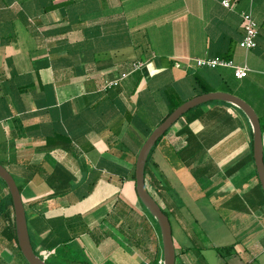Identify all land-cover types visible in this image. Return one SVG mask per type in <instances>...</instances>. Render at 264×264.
<instances>
[{
  "label": "crops",
  "instance_id": "1",
  "mask_svg": "<svg viewBox=\"0 0 264 264\" xmlns=\"http://www.w3.org/2000/svg\"><path fill=\"white\" fill-rule=\"evenodd\" d=\"M221 2L0 0V164L46 263L75 252L91 264H161L158 227L134 189L147 136L176 104L207 92L231 93L264 118V0ZM243 13L257 26L248 51L239 45ZM207 58L246 66L247 75L197 66ZM163 140L181 167L156 147L146 180L177 225L175 264H264V198L244 114L207 102ZM4 188L0 180V197ZM184 194L205 205L204 216L217 211L218 242L209 217L194 216L193 225L182 218L193 210Z\"/></svg>",
  "mask_w": 264,
  "mask_h": 264
},
{
  "label": "water",
  "instance_id": "2",
  "mask_svg": "<svg viewBox=\"0 0 264 264\" xmlns=\"http://www.w3.org/2000/svg\"><path fill=\"white\" fill-rule=\"evenodd\" d=\"M220 101L238 108L247 121L251 130V153L256 177L264 195V161H263V133L259 118L253 108L241 98L228 92H207L192 97L176 106L147 136L138 151L134 164V189L139 203L155 220L159 230L161 244V264H175V248L173 244L171 225L168 216L149 194L144 182V167L147 157L156 142L181 118L188 110L201 104ZM0 180L3 182L10 200L16 244L19 252L27 264H47L38 256L30 242L24 206L20 191L12 175L0 164Z\"/></svg>",
  "mask_w": 264,
  "mask_h": 264
},
{
  "label": "rangeland",
  "instance_id": "3",
  "mask_svg": "<svg viewBox=\"0 0 264 264\" xmlns=\"http://www.w3.org/2000/svg\"><path fill=\"white\" fill-rule=\"evenodd\" d=\"M262 119H264L263 117H261ZM178 185H176V188H177ZM180 189V188H179ZM5 190V188H4ZM6 192V191H5ZM256 193L258 195H260L261 198H264L262 193H260V191L258 190V192L256 191ZM184 199L183 201V204H185L186 207H189V209H193L191 210V214L189 215V211H186L184 213V215L182 216L183 219H186L191 225H193L192 221H193V217L195 216L196 219H198V217L200 218L199 220H201V222L203 221V217H205V222H208V218H210V221L208 223V227L210 228V233L211 235L210 236V240H212L213 242H218L219 241V231L221 230L220 228H218L219 226V223H216L215 221L216 220H213V219H216L214 218L215 216H217V211H215L214 209L208 207L207 208V214L208 216H204L203 214V207L205 206L204 204L201 205L200 201L199 202H193V201H187L189 200V198L184 194L183 197ZM250 202H254V200L252 198H247ZM169 200V199H167ZM203 203H205L203 201ZM165 209V208H163ZM168 212V211H167ZM169 215V220L171 222V226H172V231H173V237L176 238L177 235H178V229H177V225L172 217L171 214H168ZM200 222V223H201ZM214 222V223H213ZM204 223V221H203ZM213 226L215 228H213ZM0 230H1V227H0ZM223 241H227L228 238L226 236V233L223 234V237H222ZM2 239H1V236H0V257H4V258H7V264H18V262L20 261L21 264H27L25 262V260L19 255H17V253H13L11 252L8 247L5 246V243L3 244L2 243ZM83 252V251H82ZM8 254V255H5ZM75 253V252H74ZM70 253L71 255H67V256H62V255H55V257H50V259H47V264H91L89 262H86L85 260L82 259V256L80 253ZM85 253V252H84ZM74 254V255H73ZM69 257V258H67ZM18 258V260H17ZM18 261V262H17ZM100 262V261H99ZM100 264H112L111 260L109 259L108 261L106 262H100Z\"/></svg>",
  "mask_w": 264,
  "mask_h": 264
},
{
  "label": "trees",
  "instance_id": "4",
  "mask_svg": "<svg viewBox=\"0 0 264 264\" xmlns=\"http://www.w3.org/2000/svg\"><path fill=\"white\" fill-rule=\"evenodd\" d=\"M178 104H176L174 107H176ZM259 122H260L261 131L263 133V161H264V119L259 117ZM163 137H164V135L156 142L155 146L151 149V151L147 157L146 163H145L144 182H145L147 189L149 188L148 182L146 180L147 173H148V164L150 162L151 154L156 147L159 148L161 146V151H162L165 159L168 161V163L171 165V167H173V169H178L181 167V165L178 164V162H179L178 153L175 152L169 145H167L164 142ZM251 156H252V154H251ZM252 166L254 168L253 161H252ZM254 174H255L257 186L261 190L260 185H259L258 180H257V177H256L255 168H254ZM153 189H154V191L158 192L157 188L153 187ZM162 211L168 216V213L166 210L162 209ZM0 226H1V234H2L1 239H2V241H5L6 246L9 249H11L13 252L17 253V255L21 256L19 249L17 247V244H16L14 223H13V214H12V208H11V200H10L8 192L6 193V195L0 197Z\"/></svg>",
  "mask_w": 264,
  "mask_h": 264
},
{
  "label": "built area",
  "instance_id": "5",
  "mask_svg": "<svg viewBox=\"0 0 264 264\" xmlns=\"http://www.w3.org/2000/svg\"><path fill=\"white\" fill-rule=\"evenodd\" d=\"M221 4L224 7H229V0H222ZM241 25L244 30V37L240 42V47L246 51L255 48L256 46V34L257 26L252 20L250 14L243 13L241 15ZM196 64L199 67H208V68H231L233 71L234 77L241 79L247 75L248 68L246 66H234L231 62L224 61L218 58H207V59H198Z\"/></svg>",
  "mask_w": 264,
  "mask_h": 264
}]
</instances>
